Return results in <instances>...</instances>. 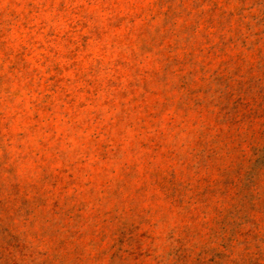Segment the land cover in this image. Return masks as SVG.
I'll list each match as a JSON object with an SVG mask.
<instances>
[{"label":"rangeland","instance_id":"374dc122","mask_svg":"<svg viewBox=\"0 0 264 264\" xmlns=\"http://www.w3.org/2000/svg\"><path fill=\"white\" fill-rule=\"evenodd\" d=\"M0 264H264V0H0Z\"/></svg>","mask_w":264,"mask_h":264}]
</instances>
